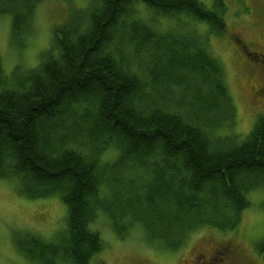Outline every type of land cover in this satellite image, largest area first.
<instances>
[{
	"label": "trees",
	"instance_id": "1",
	"mask_svg": "<svg viewBox=\"0 0 264 264\" xmlns=\"http://www.w3.org/2000/svg\"><path fill=\"white\" fill-rule=\"evenodd\" d=\"M45 1L0 0L19 45ZM138 3L207 23L214 36L227 32L223 3L214 11L199 0H89L53 29L35 69L9 79L0 58V177L18 179L29 198L59 194L66 206L59 243L18 241L40 264H90L104 249L90 228L98 210L119 236L140 223L177 253L203 227L235 230L246 194L264 188V116L239 143L222 136L235 106L208 37L160 34L137 18ZM112 146L119 157L110 171H134L142 183L113 175L111 210L99 192L101 156ZM256 248L264 258V237Z\"/></svg>",
	"mask_w": 264,
	"mask_h": 264
},
{
	"label": "rangeland",
	"instance_id": "2",
	"mask_svg": "<svg viewBox=\"0 0 264 264\" xmlns=\"http://www.w3.org/2000/svg\"><path fill=\"white\" fill-rule=\"evenodd\" d=\"M209 10L218 11L223 3V14L227 32L222 36L208 34L209 26L188 17L158 16L145 4L136 5L137 18L147 22L160 34L180 37V32L208 37V48L222 65L224 80L235 106L233 127L226 128L221 135H232L238 143L253 130L259 116H264V96H256L261 90L264 76L259 70H252L231 44L229 34H241L264 49V7L257 0H199ZM89 0H46L37 7L32 32L19 45L11 28V17L0 16V58L4 74L11 79L18 69L25 73L38 67L43 54L50 50L53 29L62 25L73 10L87 8ZM228 131V132H227ZM119 157L116 147L107 148L101 156V166L106 168V181L100 187L99 198L105 199L112 210L113 199L120 189L113 175L127 180L142 182L134 171H110V165ZM144 178V177H142ZM115 180V181H114ZM119 186V188H118ZM250 206L242 213L239 226L232 231L222 232L216 227H203L188 239L177 253L167 249L159 238H149L140 223H135L124 237L118 235L109 214L98 210L91 223L104 243V249L90 264H184L190 261L196 249L202 247L206 254L212 248L223 245L232 249L233 264H264V258L256 246L264 237V188L260 187L246 194ZM115 202V201H114ZM121 206L118 207V211ZM115 210V209H114ZM123 217L120 224H125ZM66 206L59 194L46 198H29L20 190L16 178L0 177V264H40L31 260L18 246V241L28 234L40 237L46 243H59L66 235ZM194 259V258H193ZM59 264H71L59 261Z\"/></svg>",
	"mask_w": 264,
	"mask_h": 264
},
{
	"label": "flooded vegetation",
	"instance_id": "3",
	"mask_svg": "<svg viewBox=\"0 0 264 264\" xmlns=\"http://www.w3.org/2000/svg\"><path fill=\"white\" fill-rule=\"evenodd\" d=\"M257 2L264 7V0H257ZM229 39L240 57L248 64L247 66L252 70L261 71L264 76V49L254 41L245 39L241 34L230 33ZM261 87V90H255L258 97L264 96V82ZM202 250H204L202 247L196 249L194 259L184 264H233L232 249L229 246L214 247L207 254ZM150 264L155 263L150 261ZM171 264H173V259H171Z\"/></svg>",
	"mask_w": 264,
	"mask_h": 264
}]
</instances>
